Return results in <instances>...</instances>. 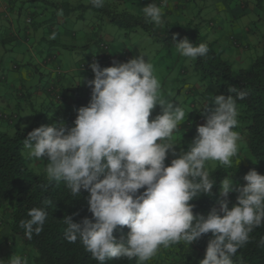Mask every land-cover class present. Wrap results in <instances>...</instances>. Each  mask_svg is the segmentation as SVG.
I'll use <instances>...</instances> for the list:
<instances>
[{"label":"clouds","instance_id":"clouds-1","mask_svg":"<svg viewBox=\"0 0 264 264\" xmlns=\"http://www.w3.org/2000/svg\"><path fill=\"white\" fill-rule=\"evenodd\" d=\"M89 3L101 8L104 0ZM142 12L146 22L165 23L163 9L156 3L147 4ZM178 35L173 33L172 41L180 55L197 59L208 53L205 43ZM144 57L141 53L126 62L113 60L105 67L94 59L89 65L94 77L87 81L90 100L75 109L74 126L68 128L63 121L42 124L27 134L24 147L30 157L48 161L50 181H63L73 195H81L82 189L89 193L92 218L76 222L65 216V238L70 243L79 239L100 264L120 258L145 264L161 246L181 241L189 246L208 233L211 238L199 264H234L232 258L253 229L264 225V174L250 169L243 185L233 177L220 180L223 199L206 215L194 214L190 201L213 194L216 180L210 178L206 162L232 165L242 139L233 130L238 124L236 104L246 93L235 87L228 89L235 97L210 93L214 108L209 111L204 105L205 123L197 125L187 149L177 153L173 132L186 111L163 97L153 65ZM157 105L160 112L150 120ZM169 153L173 158L166 164ZM230 192L238 193L231 208ZM28 216L20 227L31 239L33 233L43 231L47 212L33 207ZM118 226L130 229L119 239L114 236ZM0 264H27V260L13 253Z\"/></svg>","mask_w":264,"mask_h":264},{"label":"trees","instance_id":"trees-1","mask_svg":"<svg viewBox=\"0 0 264 264\" xmlns=\"http://www.w3.org/2000/svg\"><path fill=\"white\" fill-rule=\"evenodd\" d=\"M40 1L49 3L58 11L61 10L64 15L75 10L90 9L96 15L106 17L108 22L126 33L139 29L148 32L155 41L162 43L161 45L165 47L174 45L173 33L179 34L178 39L187 37L196 44L205 43L208 46V53L204 57L191 58L193 71L199 81L214 85L216 94L222 93L225 96L235 97V93L228 91L229 87H235L237 91L246 93L243 100L237 99L236 109L243 123L242 141L249 157L243 159L241 165L232 164L229 167L218 162L214 168L208 170L210 178L216 180V185L212 195L202 194L190 201L194 205V214L206 215L213 206L218 204L221 199L218 191L219 183L225 177H233L235 182L243 183L245 182L244 174L252 168L264 174V38L261 52L253 59L250 66L234 70L215 50V43L206 41L197 27L190 22L157 26L146 22L144 14L133 15L122 9L119 0H104L101 8L92 6L89 0L87 3L77 0L73 6L68 2ZM52 84L57 85L56 82L45 83L43 90L46 89L44 91L51 94L48 89ZM56 89L62 94L60 85ZM61 101L62 99L58 98L55 102ZM0 119L11 124L17 116L15 113L0 114ZM38 126H40L39 117L35 116L25 128H16L12 133L0 131V209L8 213L7 225L10 238L26 251L29 250L30 255L31 250L34 252L31 257L35 264H100L93 259L92 254L85 249L79 239L75 243H70L65 238L67 227L64 223L65 216L71 215L76 222L81 221L85 216L92 218L87 204L89 193L82 189L81 195H73L63 181H50L44 173H36L22 157V151L25 148L24 139L32 129ZM170 161L166 159L165 163L168 164ZM227 199L231 204L236 197L233 192H230ZM33 207L44 208L47 216L43 231L39 235L33 233L32 238L28 239L20 223L22 220L30 219L28 211ZM128 231L130 229L127 226H118L114 230V236L119 239L126 236ZM209 238L211 233L202 235L189 245L188 250L205 254ZM262 241H264V225L253 229L249 241L240 247L232 258L234 264H264ZM176 247L181 249V242L171 245L170 248L174 250ZM183 256L186 260L181 259V264H198L190 255L182 254L181 257ZM104 264H136V258L106 259Z\"/></svg>","mask_w":264,"mask_h":264},{"label":"rangeland","instance_id":"rangeland-1","mask_svg":"<svg viewBox=\"0 0 264 264\" xmlns=\"http://www.w3.org/2000/svg\"><path fill=\"white\" fill-rule=\"evenodd\" d=\"M47 1H54L57 3L59 0H47ZM69 3H73L74 0H68ZM131 1H133V4H130ZM88 0H83V3H87ZM178 4L182 7L179 12L183 13L178 17L176 14H173L172 16H168L169 19H165V24H171V23H187L190 22L195 26V23L201 22L203 20L197 18V16L193 17L188 15L187 13H184L188 10H190V13L197 14L198 10L202 8V12L206 15V24H209L212 29L215 30L214 37L216 38V44L214 45L215 50L220 53L222 59H224L226 62L230 64L232 69H242L247 68L252 63L253 59L260 54L261 48L257 47V44H248V41L251 42V39H254L253 36L261 37L260 31L262 33V30L264 29V9L261 8V11L258 9L253 14L247 15V19H251L252 22H244L243 19H239L238 21H235L231 16V13L227 10H223V8H226V3H228L227 0L220 1V5L224 7L218 8L220 13H216V11H213L212 8V0H178ZM36 4V6L31 5ZM149 3H156L158 6H161L162 8L165 7L164 5L167 4V1L165 3H162L161 0H145L142 2V0H129L124 2L125 10L133 15H142V8L147 6ZM42 2L39 0L35 1H28V5H31L28 9L30 10V13H27L28 15H22L20 17V23L21 26H24L25 29L33 30V23L40 21L41 18L39 16H35V10L41 8ZM123 7V6H122ZM124 9V7L122 8ZM28 10V11H29ZM243 10V9H242ZM39 11V10H37ZM62 11H58L55 7L48 4L47 8L44 10L45 18L48 19L52 16H62ZM178 12V11H176ZM32 13V14H31ZM243 12H239L238 14H241ZM72 16H74V24L69 23L68 21L65 23V25H62V28L60 26V38L62 39V42L66 41V45H71L70 43H74L76 41V44L78 47H81L82 42L86 43V39H90V45L91 49H94L95 45L97 44L96 48L98 49V45L102 43H105L108 46V52L111 56L116 53V51L112 50L111 44H121L124 45V47H128L127 49H121V53H125L121 56V60L127 61L129 58V53L134 54L137 56L139 52L145 55L146 61L150 62L153 65L154 68V75L157 77V79L160 82L161 85V92L163 97L168 100L172 101L174 104H179V106L183 107L186 111V116L184 121H182L178 126L184 125L183 129H179L181 131H175L173 132V142L176 144L175 148L177 153L181 148L187 149L188 144L190 141L195 137L196 135V129L193 126V120L195 119L196 114L199 112V107L197 106L196 98L200 96L201 99L205 100L207 99V106L208 110L211 111L214 108V105L211 101V94H216V88L214 85H211L207 82H201L199 81L198 76L194 71L191 72L189 67H191V58L184 57L179 54V52L176 50L175 46L172 45L171 47H165L162 46V43H159L155 41L148 32L143 31L141 29L135 30L130 33H126L123 29L119 28L118 26L108 22L106 17H102L99 15H96L92 10L90 9H80L75 10L70 13ZM184 15V16H183ZM194 18V22L190 20H186V18ZM30 19L33 23L27 22V19ZM181 19L183 21L181 22ZM186 20V21H185ZM47 21V20H46ZM0 38L4 34H6L9 31V25L7 21L0 17ZM16 25V22H15ZM203 25V24H202ZM51 26V24H47V22L44 24L45 29H48ZM197 29L199 30L198 26L196 25ZM204 27V25H203ZM201 28V26H200ZM23 31V28L21 29ZM200 32V31H199ZM202 33V30H201ZM71 34H75L74 36H70ZM2 35V36H1ZM15 35V34H14ZM48 33H45V39L48 40ZM79 35V36H78ZM84 35V36H83ZM99 36V38H98ZM101 37V38H100ZM101 41H100V40ZM252 43V42H251ZM1 44L0 42V81L3 77L1 74L5 75V81L4 84L7 82L8 73L11 70L15 71H21V73L24 74L31 73L34 77L35 83H37L38 78L40 77L39 73H42L43 70H40L41 65H39V62L36 61V57L33 55V52L28 49L27 44H19L18 48L12 52L11 47L15 44L5 45ZM37 49H44L45 54H49L50 59L48 60V64L55 67L54 71H57L58 69L61 70V72H68L70 70V64L69 61L66 60V56H73V61H79V59H82L83 57L87 56L88 48H77L73 51H69L66 48H60V47H50V45L47 42L43 43L42 46H38ZM124 50V51H123ZM126 51V52H125ZM99 51H96L98 53ZM128 52V53H127ZM95 54V52H93ZM93 54V55H94ZM90 55V54H89ZM89 56L86 58H83L80 61L88 60ZM29 60V63L25 62ZM79 61V62H80ZM98 61V60H97ZM26 64V65H23ZM82 63V62H81ZM80 63V64H81ZM102 66V65H101ZM19 68V69H18ZM38 71V72H36ZM194 72V73H193ZM24 79H22V85H29L32 81L24 75ZM49 80L47 77H44L42 80V84ZM25 86L18 88L17 84H15L16 89H10L8 90V93H11V95H16L19 91H21L23 94L25 93ZM19 89V91H18ZM7 97V96H6ZM199 98V97H198ZM14 99V98H12ZM82 103V102H81ZM80 106L74 105V108H78ZM158 107V108H157ZM58 105L53 104V106L50 107L49 112L52 118H58ZM41 108L34 107L31 109L29 105H25L23 107V111L25 115L28 117H31V114L34 113V111H39ZM17 116H25L22 112H17ZM160 112V106L157 105L155 109L152 111V114L150 115L149 119L151 120L152 117H154L157 113ZM0 114L2 115H9L10 111L1 109L0 108ZM26 116V117H27ZM33 118V116H32ZM29 118V119H32ZM238 124L234 127V131L240 133L242 131L243 123L240 121L239 116L237 117ZM18 119L14 120V123ZM33 120V119H32ZM30 121V123L32 122ZM52 119L49 120V122ZM19 124H22V121L20 122L18 120ZM40 125H42V122H39ZM13 125V123L9 124ZM73 125L70 124L69 128ZM16 128L14 127L13 130H9V133H12ZM24 128V127H23ZM4 131H7L4 129ZM189 131L188 133H186ZM238 152L236 156L232 157V164L235 165H241L243 164V161L249 157L248 152L246 148L243 145V141L239 142ZM24 152V156L26 158V155L28 154V150L24 148L22 151ZM244 159V160H243ZM26 160V159H25ZM34 162V160H33ZM218 161H208L206 162V169L209 170L211 168H214ZM36 173H41L42 171L35 170ZM43 173V172H42ZM45 174V173H44ZM46 175V174H45ZM240 184H245V182H236ZM234 196L236 197L238 193L233 192ZM236 203V199L229 204V207ZM3 214L0 211V217H2ZM182 248L178 249L177 247L171 249L170 247L164 248L163 246L160 247L156 255L151 258L150 260L146 261L147 264H181L184 259L186 260L185 256L181 257L182 254H188L191 256L193 260H196L199 264L200 260L204 258L205 254H197L195 252H191L188 250L189 246L181 241ZM178 246V245H177ZM169 249V250H168ZM29 252V250H28ZM33 251L31 250V255H33ZM24 258H26L25 255H23ZM163 257H166L163 259ZM1 259V258H0Z\"/></svg>","mask_w":264,"mask_h":264},{"label":"crops","instance_id":"crops-1","mask_svg":"<svg viewBox=\"0 0 264 264\" xmlns=\"http://www.w3.org/2000/svg\"><path fill=\"white\" fill-rule=\"evenodd\" d=\"M28 1L31 2L35 0H0V17L2 19L4 18L7 21L9 25L8 26L9 31H10L4 34L3 36L1 35L2 38H0V42L2 45H4L3 43H5V45L10 44V46H12V44H15L10 49L12 50V52L15 51L19 47L18 46L19 44H27L28 46L27 48L33 52V55L36 57V61L39 62V65H41L40 70H43V72L39 73L38 71H36L40 75V77L37 80V83H35L34 77L31 73L27 74L24 72L23 74L21 73V71L14 72V70H11L8 73L7 82L4 84L5 75L1 74L3 76L1 80H3V82L0 81V108L5 109L7 111L9 110L11 114L15 113L16 116H17V113L15 112V110L17 112L20 111L24 114V112L21 110H23V107H25V105H29L31 109L34 107H37V108H41V110L34 111V113L31 114V117H28L25 114H24L25 116H20V115L17 116V119L20 122L22 121L21 125L19 124L18 120L15 123H13V125H9L6 122H4L2 119H0V131L7 132V133H9V130L11 132V130H13L14 127H19V128L27 127L30 124V121L35 116L39 117V122H42V124H51L53 122L63 121L64 124L68 128L70 124L74 126L73 122L76 117V111H75L76 108H74L75 103L78 106H86L90 100L91 89L87 86V81L94 77V73L89 67V65L91 64L90 59L93 56L102 55V54L110 56L108 50L101 51L99 45L97 49L96 48L97 44L95 45L94 49H91V47H89L90 39L89 40L86 39V43L82 42V44L84 45H82L81 47L77 46L76 41H74V43L73 42L70 43L71 45H66L65 43L66 41H64L63 43L62 39L60 38L61 36L60 29L62 28V25H65L67 21L71 24H74V20H75L74 16H72L71 14L64 15L62 13V16L60 17L55 15V16H52L46 19L44 17L45 16L44 10L47 8V5L49 3L47 4L42 3L41 8L35 10L34 15L39 16V18L41 19L40 21L35 22V23L30 21L31 24L33 23L32 25L35 24L33 26L34 31L32 29L31 30L25 29L24 26H21L20 17L22 15L24 16L27 13H30V10L28 8L31 5H33V3L31 5H28L29 7H27L26 5ZM76 1L77 0H74L73 3H69L68 0H59L58 2H68L71 6H73ZM125 1H129V0H119L118 1L120 3L121 8L124 7L125 9V6H124ZM144 1L145 0H142V2ZM166 1H167V4L164 5L165 7L162 8L163 13H164V16H163L164 20L169 19L168 16H172L173 14H176L178 17H180V15L183 14L179 12V10L182 7L178 4L177 2L178 0H166ZM220 1L223 2L225 0H212L213 2L211 4L213 8L212 12L216 11V13H220L218 8L224 7L223 5L222 6L220 5ZM227 1L228 3H226V8L225 9L223 8V10H227L228 13L230 12L232 15L231 17L235 21H238L239 19H243L244 22H248L249 19H247V15L253 14L258 9L260 11H261V8L264 9V0H227ZM130 4H133V1H131ZM33 6H36V4ZM239 12H243V13L238 14ZM184 13H187L188 15L193 16V17L197 16V18L203 20L202 23L201 22L195 23V26L197 25L199 28V31H200L199 33L205 38L206 41L214 42V43L216 42V38L214 37L216 29H212L209 24H206V19H205L206 15L202 12V8L198 10L196 15L193 13H190V10ZM27 16L28 15H26V17ZM186 20H190L194 22V18H190L188 16ZM182 21L183 19H181V22ZM15 22H16V25H15ZM46 22L48 25L51 24V26L48 29H45L44 27V24ZM249 22H252L251 19L249 20ZM202 24L204 25V27ZM22 28H23V31H21ZM201 30H202V33H201ZM45 33H48L47 35L48 40L45 39V36H44ZM53 33H55L54 38H52ZM260 34L262 35L261 37L253 36L255 41L251 39L252 43L248 41V44H257V47L262 49L264 29L262 30V33L260 31ZM74 35L75 34H71L70 36H74ZM44 42H47L50 45V47H60L62 49L66 48L69 51H73L77 48H88L87 51L85 52L87 53V56L83 58L87 59L88 56L89 58L88 60H85V62L80 61L83 58L79 59L80 62L79 61L76 62V61H73L74 59L73 56L71 55L66 56L65 58L66 60L69 61V64H70V67H69L70 70L66 73L62 72L61 74L57 75L54 71L55 67L48 64V60L50 59L49 54L47 53L45 54L44 49H37L39 45L43 47ZM111 46H112V50L116 51V53H114V55L111 56L110 62H107L106 60L102 61V58L97 59L100 65H102V67L111 66L113 60H117L120 62H126L120 59L121 56L123 55V53H121L120 50L124 48L127 49L128 47H124V45H121V44H117V45L111 44ZM96 51H99V52L96 53ZM93 52H95V54ZM134 54H132V52L131 54L129 53L128 59L135 57L136 55ZM140 54L141 53L139 52L137 56ZM25 62L29 63V60L28 61L25 60ZM81 62L83 63V66H80ZM23 65H26V64L23 63ZM189 69L191 70V72L193 71L192 66L189 67ZM24 75H26L30 79V81H32L31 83H29V85H26V86L22 85V79H24L25 77ZM44 77H47V79H49L45 83L56 82L57 83L56 86L60 85V89L62 92L61 102H55L56 99L54 95L48 94V92H45L43 90L42 80ZM15 84H17L18 88L25 86V93L23 94L21 91H19V89H18L19 92L16 93V95H11V93H8L9 92L8 90L16 89ZM198 97H195L197 106L199 107V112L196 114L195 119L193 120V126L195 129L197 128V125L205 123V115L202 113H203L204 105L207 104V99L203 100L201 99L200 96ZM53 104H57L59 107L57 110L58 111L57 113H59L58 114L59 116L56 119L52 118L49 112L48 113L46 112V111H49L50 107L53 106ZM29 118H32V119H29ZM50 119L52 120L49 122ZM183 128H184V125L178 126V128L175 131H178L179 129H183ZM4 129H6L7 131H4ZM188 132L189 131H187L186 133ZM240 136L242 138V134ZM242 139L239 142H242ZM23 153L24 152H22L23 159L24 160L26 159L25 161L27 162L28 166L32 170L35 169L38 171H42L43 173L46 174V166L48 163L46 159H43V158L36 159L34 157H30L28 154L26 155V158H25ZM172 158L173 156L171 155V153H169L167 159L171 160ZM220 198L223 199L221 195H220ZM216 206L218 207V204ZM0 211L3 214V216L0 217V258L7 260L14 253L22 257L23 255H25L27 264H35L29 252L11 240L10 235H9V227L7 225L8 213L5 212L3 209H0Z\"/></svg>","mask_w":264,"mask_h":264},{"label":"built area","instance_id":"built-area-1","mask_svg":"<svg viewBox=\"0 0 264 264\" xmlns=\"http://www.w3.org/2000/svg\"><path fill=\"white\" fill-rule=\"evenodd\" d=\"M27 22H30V19L28 18L27 19ZM100 50L101 51H107L108 50V46L105 44V43H101L100 44ZM106 54V53H105ZM125 53H123V55H124ZM100 58H102V61H107V62H110L111 61V55L110 56H108V55H96V56H93L90 60H91V62L95 59V60H97V59H100ZM106 62V63H107ZM82 65L81 66H83V63H81ZM60 72H61V70L60 69H58L57 70V73L58 74H60ZM56 87L57 86H55V84H52V85H50L49 86V91L51 92V95H54V97L56 98V100H58V98L59 99H62V95H61V93H59L58 92V90L56 89ZM53 97V98H54Z\"/></svg>","mask_w":264,"mask_h":264}]
</instances>
